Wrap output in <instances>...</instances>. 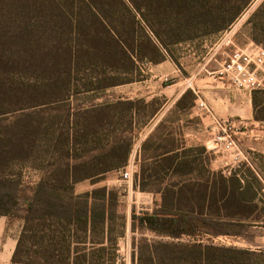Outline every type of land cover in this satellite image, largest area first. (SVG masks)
<instances>
[{"label": "trees", "instance_id": "trees-1", "mask_svg": "<svg viewBox=\"0 0 264 264\" xmlns=\"http://www.w3.org/2000/svg\"><path fill=\"white\" fill-rule=\"evenodd\" d=\"M248 1L0 0V168L28 156L41 160V148L63 163L57 168L53 162L57 169L33 185L0 183V216L25 225L13 264H88L87 255L72 257L80 253L72 246L87 243L97 227L105 232L118 215L120 200L113 192L79 194L75 186L123 171L131 162L138 130L164 105L161 99L118 96L104 101L98 95L76 107V97L135 82L143 65L162 63L166 54L179 64L181 46L228 31ZM123 75L130 79L122 80ZM197 104L188 92L178 107ZM254 105L264 108V91L256 94ZM29 109L55 114L42 126L45 115L39 118ZM14 114H20L18 119L3 123ZM123 124L125 137L117 134ZM170 134L150 137L143 145L144 152H152L151 179L163 182L152 210H133L131 228L171 241L147 246L141 264H263L256 260L262 254L219 242L239 238L237 227L256 223L244 220L257 212L261 179L252 172L247 176V169L242 173L247 164L230 174L216 171L211 154L200 166L192 154H205L207 148L186 149ZM43 138L48 146L40 145ZM196 171L206 177L193 182ZM172 172L179 181L164 182L174 179ZM28 238L37 239L34 246L41 247L43 263L21 259Z\"/></svg>", "mask_w": 264, "mask_h": 264}, {"label": "rangeland", "instance_id": "rangeland-1", "mask_svg": "<svg viewBox=\"0 0 264 264\" xmlns=\"http://www.w3.org/2000/svg\"><path fill=\"white\" fill-rule=\"evenodd\" d=\"M250 1V0H249ZM248 1V2H249ZM244 4V0H240V5ZM233 26H237V33L235 35L234 42L237 44L238 47H246L247 45L251 43L255 44H262L260 46L264 47V0H251L249 4L246 6V8L243 10L241 16L237 19V21L233 24ZM226 32V31H225ZM224 33V32H223ZM222 33V34H223ZM221 36L218 35L215 38L209 39L204 41L203 43L196 42L194 44H189L190 47L186 49H179L177 51V56L179 58L181 57H187L186 60H184L185 64L186 62H189L191 59L189 58L190 52L189 50H192L193 52H197L199 55L203 54L205 52V43L210 42L213 39H219ZM215 42V40H214ZM208 46L211 47V45L208 43ZM218 58V56H217ZM219 61H221L220 58H218ZM189 60V61H188ZM218 62L213 60V63L211 64V67L213 66V70L217 69ZM146 65L142 66V69H145ZM140 74H143L142 71ZM136 76H134L135 78ZM139 77V76H138ZM129 80V76L123 75L122 80ZM165 82H169L171 80V77H168L164 79ZM120 87V86H119ZM116 87L113 89H110L107 92H101L98 94L95 93H89L84 94L81 93L76 97L75 106H81L82 104L88 105L91 102H94V98L96 96H100L97 98L103 99L104 101L107 100H113L114 98L120 96V90L121 88ZM264 91V87L261 90H258L257 92L252 93L251 95V106L245 104L242 107V110L246 113L248 110L254 111V119L256 121L255 125L247 124L248 121H244L243 119H240V121L244 122L242 132L238 136L239 138V144L241 150L246 154L247 158L249 159V156L252 157V151L251 146L255 145V140L257 138H262L261 140L264 141V121H258L256 118H264V108L261 107H255L254 105V98L257 93ZM241 96L245 95V93L240 92ZM96 99V98H95ZM99 102V101H98ZM102 102V101H100ZM96 103V102H95ZM34 110V111H32ZM29 112L36 113V115H39V118L45 115V119L41 122L42 126H45L48 122V117L51 114H55L52 111H46V112H40L38 109H29L27 110ZM65 112L61 110L59 112L60 115H63ZM20 114H14L9 115L6 118V121L3 123H9L12 121H15L18 119ZM13 123V122H12ZM126 128V124H123L122 127L118 130V135H123L124 137L126 134H122V131ZM47 141L44 140L41 141V144H44V146H48V144H45ZM186 149H190L186 143L180 144ZM208 146H210V143H208ZM42 149V155L41 160H36L35 158H30L28 156L27 159L21 160H13L6 168H0V183L6 182V181H16L20 182L23 185H33L38 183L42 177L44 178L46 176V172L54 170V168L51 164L54 162H58L57 168L63 165L62 162L58 159L56 155L52 154H43V151L45 148ZM152 154V152H143L142 157H131V160H133V163H135L138 167V173L135 175V181L133 188L131 189L130 184L125 182L122 177V171H112L109 173H106L104 175L97 176L96 178L86 179L80 183H78L75 186L76 193L83 194V193H93L95 191H106V192H113L116 194L120 200V207L118 211V215L114 217L112 220H110L107 224V229L105 232H102L100 227H97L94 232H90L88 234L87 243L79 245V247L72 246V251L74 252L76 249H79L78 252L79 255H72V257L77 258V256L81 257L84 255H87L88 257V264H116V258L118 255V250L123 247L124 245H127V242L131 244L132 250H133V260L134 264H141V258H142V252H145L147 250V246L151 247L153 244H160V242H170V238H162L159 236H156L152 233H149L145 230L137 229L133 230L131 228V222H132V212L136 208L138 211H142L145 209L152 210L154 207V202L156 198V191L162 186L163 181H158L156 179H151L152 171L155 167L153 165L151 158L149 157ZM216 157L214 152L210 151L207 148V153L200 154L199 151H196L192 155L199 160L198 164L200 166H203V162H205V159L209 155ZM220 154V153H218ZM54 156V157H53ZM60 158V157H59ZM190 158V159H191ZM245 164L248 165V163L245 162ZM56 168V169H57ZM213 169L216 171H220L223 169H216L213 163ZM198 170V169H197ZM249 172L254 173L249 167L246 170L247 176H249ZM173 173V172H172ZM195 176L193 177V182H198L200 179H203L206 177V173L200 171H196ZM162 176H166L165 174H162ZM173 178H165L166 180L164 182H170L175 181L178 182L179 178L176 177L178 175H174V173L171 175ZM169 177V176H168ZM155 178V177H154ZM250 178V177H249ZM262 180L260 182L264 184V175H261ZM146 179V186L147 189L144 191L143 181ZM187 179V178H186ZM251 180L250 182L254 183V179H248ZM138 182L137 188L135 187L136 183ZM263 196L260 197V199L257 201V207H256V213L254 215V218L258 219H264V192L262 193ZM242 227H237L236 229L241 232V235L239 238H224L219 239V242L224 246L234 247V246H241V247H249L253 246L256 249H262L263 254L262 256H256L257 261H263L264 262V223H255V224H242ZM25 225L23 222L19 221H10L7 223V229L5 232L8 234V232H16L21 237L23 231H24ZM80 237L84 240L83 233H79ZM30 236V234H29ZM74 239L77 241V238L74 236ZM73 239V240H74ZM37 240V239H36ZM35 239L26 240L27 248L25 249V252L23 256H21V259L29 262V263H37L41 262L43 263V260L41 256L39 257L38 253L40 249L34 246ZM72 241V240H71ZM235 244V245H233ZM147 252V251H146ZM147 256L144 254V260L146 262ZM77 260V259H76ZM81 262V261H80Z\"/></svg>", "mask_w": 264, "mask_h": 264}, {"label": "crops", "instance_id": "crops-1", "mask_svg": "<svg viewBox=\"0 0 264 264\" xmlns=\"http://www.w3.org/2000/svg\"><path fill=\"white\" fill-rule=\"evenodd\" d=\"M222 36V34H221ZM220 38V37H219ZM215 40V42H214ZM218 40V39H217ZM216 39L205 43V52L198 54L189 50L191 59L189 62H184L185 57L179 58L177 64L168 54L165 61L159 64H146L145 69H142V76L135 82L121 85L120 97L127 100L152 101L161 99L164 105L155 118H153L147 126L141 127L138 130V136L135 139V146L132 157H142L143 145L150 138H157L160 135H172L177 140L186 143L189 148L206 147L208 148L209 141L216 135V126L211 114L200 107L201 102H205L212 111L213 115L219 119L233 120L243 119L248 121L247 124L255 125L254 111L248 110L246 113L242 107L247 104L251 106V95L245 93L240 94V91L233 88L229 83L215 80L210 73L215 72L224 63L228 54H231L238 46L230 47L225 52H217L215 50ZM208 43L211 45L208 46ZM189 48V44L181 46L182 49ZM220 58L221 61H219ZM213 60L218 62L217 69L213 70ZM171 77L169 82H165V78ZM192 92L199 100V104L190 105L185 109L178 107V102L183 96ZM167 131H164V128ZM263 138V137H262ZM262 138H257L255 145L251 146L252 157L249 156L248 167L261 180V175H264V141ZM215 154L214 166L216 169H223L230 174L240 166L231 160L227 153L220 151ZM133 161V160H132ZM248 167H244L243 170ZM264 192V184H263ZM245 222L264 223V219H245ZM7 217L0 216V264H13L12 259L16 251L19 236L16 232H6ZM224 238H221V240ZM235 245V244H233ZM229 247V246H227ZM238 249H249L251 251L262 253V249H256L253 246L241 247L234 246ZM264 264V263H263Z\"/></svg>", "mask_w": 264, "mask_h": 264}, {"label": "built area", "instance_id": "built-area-1", "mask_svg": "<svg viewBox=\"0 0 264 264\" xmlns=\"http://www.w3.org/2000/svg\"><path fill=\"white\" fill-rule=\"evenodd\" d=\"M236 33L237 26H232L224 32L217 40L215 50L225 52L226 49L234 47ZM210 75L215 80L229 83L240 92L252 95L264 87V47L255 43L246 47H237L231 54L227 55L220 68ZM200 107L212 115L216 126V135L209 141L208 149L214 153L220 151L227 153V156H230L236 166L247 163L248 158L241 150L238 138L244 127V122L231 118H216L205 102H201ZM137 173L138 167L132 160L121 173L123 180L130 184L131 189ZM117 253L116 264H134L133 250L129 242L121 247Z\"/></svg>", "mask_w": 264, "mask_h": 264}]
</instances>
